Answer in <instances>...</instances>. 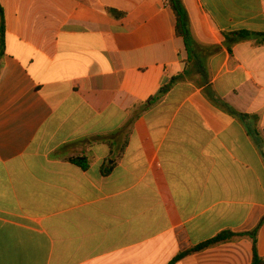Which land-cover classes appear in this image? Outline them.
I'll list each match as a JSON object with an SVG mask.
<instances>
[{
  "label": "crops",
  "instance_id": "obj_1",
  "mask_svg": "<svg viewBox=\"0 0 264 264\" xmlns=\"http://www.w3.org/2000/svg\"><path fill=\"white\" fill-rule=\"evenodd\" d=\"M183 2L0 0V264L264 260V0Z\"/></svg>",
  "mask_w": 264,
  "mask_h": 264
},
{
  "label": "trees",
  "instance_id": "obj_2",
  "mask_svg": "<svg viewBox=\"0 0 264 264\" xmlns=\"http://www.w3.org/2000/svg\"><path fill=\"white\" fill-rule=\"evenodd\" d=\"M168 5L172 8V10L175 13L176 16V33L178 36L182 37L185 41V44L187 46V49L193 45L194 39L191 34L190 30V18L188 11L184 5L183 0H168ZM0 19H1V56L4 54V34H5V19H4V14H3V9L0 5ZM226 37H233L232 43L239 41V40H255L257 44L259 45H264V33H255V32H250V31H238L235 33L227 34ZM229 50L231 51V47H229ZM180 77H175L173 78L169 83L163 85L157 95L154 97L150 98L148 101L143 103L144 107H149L153 103L157 102L160 98H162L169 90H171L174 85L178 82ZM99 141L102 142H107L105 141V138H99ZM108 143V142H107ZM72 162L77 163L83 167H87L88 162L85 158H72ZM104 172V171H103ZM263 222V221H262ZM262 222L258 225V227L253 230L250 233L246 234H241V236H249L253 240L254 244V258H253V264H264V260H262L256 251V246H257V236H258V231L259 228L262 224ZM237 234L231 232V231H224L214 237L213 239L200 244L197 247H194L190 249L189 251L183 252L176 256L174 260L170 264H175L177 261H179L181 258H183L186 255L198 252L200 250H203L207 247H210L212 245L218 244L220 242H225L233 239Z\"/></svg>",
  "mask_w": 264,
  "mask_h": 264
}]
</instances>
